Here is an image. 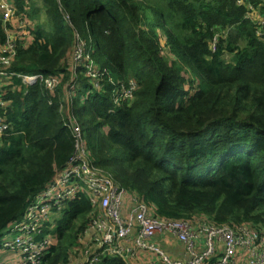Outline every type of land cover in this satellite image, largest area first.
I'll return each mask as SVG.
<instances>
[{
    "label": "trees",
    "instance_id": "16d2710c",
    "mask_svg": "<svg viewBox=\"0 0 264 264\" xmlns=\"http://www.w3.org/2000/svg\"><path fill=\"white\" fill-rule=\"evenodd\" d=\"M10 1L28 15L25 0ZM42 2L49 28L34 10L37 26L27 42L15 36L14 75L2 93L0 239L73 155L74 117L92 164L155 216L264 227V35L247 8L237 0ZM76 37L87 57L73 70L65 56ZM5 40L0 15V46ZM15 74L60 83L48 92ZM91 211L84 194L67 201L43 264L77 257Z\"/></svg>",
    "mask_w": 264,
    "mask_h": 264
},
{
    "label": "built area",
    "instance_id": "2783aa9c",
    "mask_svg": "<svg viewBox=\"0 0 264 264\" xmlns=\"http://www.w3.org/2000/svg\"><path fill=\"white\" fill-rule=\"evenodd\" d=\"M237 2L247 8L245 18L256 25L257 36L262 37L264 0ZM16 10L10 0H0L6 34L5 46H0V110L8 104L2 99V93L14 75L7 71L15 55V32L8 25L15 18ZM22 28L19 26L16 30ZM15 75L26 85L42 81L50 91L60 80L57 76L41 74ZM125 95L130 96L127 92ZM71 125L76 138L73 155L34 196L21 220L7 227L5 234L15 233V236L8 240L11 244L2 241V248L18 249L14 264H43L42 257L54 241L50 234L54 228L50 226L51 219L59 218L67 201L80 194L87 196L92 211L87 229L79 236L81 252L68 264H111L104 261L107 257L121 258L126 264H264V227L155 216L111 174L92 164L80 125L73 121ZM7 128V120L0 115V133ZM37 237L40 239L36 240ZM166 245L174 247L173 256L165 250Z\"/></svg>",
    "mask_w": 264,
    "mask_h": 264
},
{
    "label": "rangeland",
    "instance_id": "374dc122",
    "mask_svg": "<svg viewBox=\"0 0 264 264\" xmlns=\"http://www.w3.org/2000/svg\"><path fill=\"white\" fill-rule=\"evenodd\" d=\"M135 2V0H132ZM26 2V8L28 9L27 10V14L28 15H21V16H18V17H15V19L17 20H20V21H24V25L25 27H23L21 30H13L15 31V36L16 37H21L20 39H24L23 41L27 42L29 40V36H30V29H35V27L37 26L35 24V20L36 18L33 17V12L34 10L38 9L39 10V13H37L38 15V21L40 23H45L44 26L47 27V29L49 28V25L48 23H46V15H45V8L46 6L44 5V3L42 2V0H25ZM147 12V11H146ZM23 18V19H21ZM160 32V30H158ZM24 33V34H23ZM162 33L163 37H166L169 35V32L166 31V33L164 34V32H160ZM82 48V43L80 41V39L78 37H76V40L73 42L72 46H71V50L70 52H68L65 56V60H66V63H70L71 65V69H75V66H77V64L80 65V63H82L83 61V58L84 57H87L86 54H85V51L81 49ZM229 55L226 54V58L228 57ZM229 59V58H227ZM82 60V61H81ZM87 64L85 63V66ZM88 71L90 73H92L93 77L95 78L96 77V74L97 72L94 70V64L92 63V61H90V63L88 64ZM39 83L43 86V88L45 90H47L48 92L50 90H48L47 88H45L44 86V82L42 81H39ZM60 83V80L58 81V83L55 85V88L56 86ZM54 88V90H55ZM84 120V127L85 128H89V123H88V120L83 118ZM73 122L75 123H79V120L75 117H74V120L72 119ZM81 128V126H79ZM83 133V131H82ZM83 138H84V135H83ZM85 139V138H84ZM107 171V170H105ZM109 172V171H107ZM83 219V217H78L74 223H73V226L67 231V237H66V241L69 240V237H70V234L73 232L75 226ZM57 220H58V216L57 218H52L51 219V224L50 226L51 227H55L56 223H57ZM41 226V225H40ZM43 227V226H41ZM44 228V227H43ZM8 231V229H5L2 233V237L0 239V242L3 241V243H8V244H11V241H8V240H12L15 236V233H12V234H5L6 232ZM2 244L0 245V262H1V259L2 260V263L1 264H7V261H11V260H15L16 259V255L15 254H18L17 251L18 249L17 248H12V247H4L2 248L1 247ZM81 252V250H79ZM7 260V261H6ZM11 264V263H9ZM13 264V263H12Z\"/></svg>",
    "mask_w": 264,
    "mask_h": 264
},
{
    "label": "crops",
    "instance_id": "0c3cea01",
    "mask_svg": "<svg viewBox=\"0 0 264 264\" xmlns=\"http://www.w3.org/2000/svg\"><path fill=\"white\" fill-rule=\"evenodd\" d=\"M15 17H18V15H16ZM21 19H23V18H21ZM19 26H23V27H25V25H24V21L22 20V21H20V20H17V19H12V22L8 25V28L9 29H12V30H16V28L17 27H19ZM15 32V31H14ZM79 244H81V243H79ZM169 245V244H168ZM168 245H166L165 246V250L167 251V253L168 254H170L171 256H173V254L175 253L174 252V250H173V248L174 247H170V246H168ZM80 245L79 246H76L75 248H73V252L74 253H79V250H80ZM16 255V254H15ZM17 259H18V257H17V255H16V259L15 260H11V261H8L9 263H15V261H17ZM7 261V260H6ZM8 263V264H9Z\"/></svg>",
    "mask_w": 264,
    "mask_h": 264
}]
</instances>
